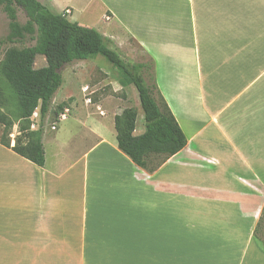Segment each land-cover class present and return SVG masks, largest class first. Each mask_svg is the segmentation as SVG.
<instances>
[{"label": "crops", "instance_id": "1", "mask_svg": "<svg viewBox=\"0 0 264 264\" xmlns=\"http://www.w3.org/2000/svg\"><path fill=\"white\" fill-rule=\"evenodd\" d=\"M89 9L100 16L90 29L117 50L133 41L153 65L187 146L154 173L136 167L118 148L126 109L112 97L89 111L76 100L45 128L44 168L0 145V264H264V0ZM59 92L53 104L76 98Z\"/></svg>", "mask_w": 264, "mask_h": 264}, {"label": "trees", "instance_id": "2", "mask_svg": "<svg viewBox=\"0 0 264 264\" xmlns=\"http://www.w3.org/2000/svg\"><path fill=\"white\" fill-rule=\"evenodd\" d=\"M0 8L10 22L4 43H34L28 48L7 50L0 62V84L7 83L13 89L19 111L16 122L2 112L8 100L0 88V127L3 129L0 145L38 168H44V124L64 84V68L101 56L117 71V83L123 90L135 87L145 117V133L141 136H135L136 109H126L115 117L119 150L136 167L154 173L186 148L187 138L155 85L152 64L126 63L98 31L72 22L66 13H56L40 0H0ZM20 11L26 14L25 24L19 22ZM39 58L46 62L44 67H36ZM37 111L39 128L33 131L31 119ZM15 126L18 135L12 139ZM262 231L264 210L255 231V238L264 247L259 236Z\"/></svg>", "mask_w": 264, "mask_h": 264}, {"label": "rangeland", "instance_id": "3", "mask_svg": "<svg viewBox=\"0 0 264 264\" xmlns=\"http://www.w3.org/2000/svg\"><path fill=\"white\" fill-rule=\"evenodd\" d=\"M40 1L42 4L50 7L56 13H66L67 17L72 22H75L80 26L86 28H91L90 26L92 24L98 23L100 19L98 11L96 12V10L94 9H89L86 11L84 10V0H58L54 2L56 5L55 7L53 6L54 8L51 6L48 0ZM67 5H70L74 9V11L72 9L59 10V8L61 9L62 7ZM18 16L20 23L25 24L27 22V17L24 12L20 11ZM9 23L10 22L7 15L4 13L3 9L0 8V62L4 59V55L7 50L11 48L23 49L34 45V43L31 41L15 45L4 43L5 39L9 35ZM108 46L112 49L116 48L114 44L112 45L108 43ZM115 50L128 64H150L146 56L141 52V50L133 41H129L127 47L124 48V50ZM45 65L46 62L42 58H39L37 60V68L44 67ZM63 78L64 84L59 90L60 92L57 95V99L64 97V95L67 94L69 90L72 92L70 97L76 98L67 100L61 105L58 102H55L58 104L52 103L51 111L44 124V130L45 128H51L52 130V127L55 126L60 121V119H62V115L66 113V110L69 111L67 116L72 115L73 104L74 102H76V100L79 101V107L82 110L89 111V109L93 108L92 105L95 102L107 97H112L114 101H124V109H136L139 113V124L141 125L145 123L144 113L141 109L138 93L135 87L132 86L128 90H122V88L117 83V71L105 58L98 56L93 60L71 64L64 68ZM86 86L95 87L96 89L93 93L89 92L88 90L84 92V89H87L85 88ZM0 88H2L1 92L3 93V97L8 100V103H5L2 112L11 120L16 122L19 114L17 108L18 98L13 89L7 83L5 85L0 84ZM186 93H190L192 95L194 92H192L191 90H187ZM89 99H92L90 104L88 103ZM60 106H63V109H61ZM70 123H72V119H70L67 124H63L62 126L68 125ZM32 126H34V129H32ZM38 128L39 114L37 111V113H35V115L31 119V129L33 131H36ZM2 131L3 129L0 127V135L2 134ZM75 131H77L76 125L73 127L67 126V133H73ZM17 135L18 127L15 126L12 139H15ZM259 236L264 242V231H262Z\"/></svg>", "mask_w": 264, "mask_h": 264}, {"label": "built area", "instance_id": "4", "mask_svg": "<svg viewBox=\"0 0 264 264\" xmlns=\"http://www.w3.org/2000/svg\"><path fill=\"white\" fill-rule=\"evenodd\" d=\"M88 89H85V91ZM88 103H90V101H88ZM69 113L68 110H66V113L62 115V119H65L67 117V114ZM32 129H34V126H32ZM57 129V125L52 127V130L55 131Z\"/></svg>", "mask_w": 264, "mask_h": 264}]
</instances>
